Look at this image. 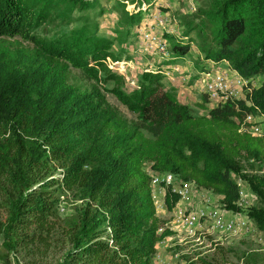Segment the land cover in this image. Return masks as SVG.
Wrapping results in <instances>:
<instances>
[{"label": "trees", "instance_id": "1", "mask_svg": "<svg viewBox=\"0 0 264 264\" xmlns=\"http://www.w3.org/2000/svg\"><path fill=\"white\" fill-rule=\"evenodd\" d=\"M93 1L0 0V258L151 264L165 222L156 215L147 165L222 195L232 212L240 211L233 176L247 179L256 202L246 216L264 232V188L242 174L243 162L264 164V138L239 132L246 115H264V0H204L182 18L184 34L173 38L166 64L195 45L202 54L198 72L224 62L256 83L244 98L205 115L193 114L175 88H166L159 65L142 73L136 88H124V75L107 62L129 61L113 53L114 39L84 26L57 40L36 33L55 2L72 13L94 8ZM150 2H115L125 37ZM71 69L88 88L69 85ZM69 198L76 205L62 216L59 205Z\"/></svg>", "mask_w": 264, "mask_h": 264}, {"label": "rangeland", "instance_id": "2", "mask_svg": "<svg viewBox=\"0 0 264 264\" xmlns=\"http://www.w3.org/2000/svg\"><path fill=\"white\" fill-rule=\"evenodd\" d=\"M116 1L94 0V8L84 12L74 11L72 13L69 12L66 5L55 2L48 10L47 22L36 33L47 40H57L61 36L68 34L71 30L84 26L95 31L98 36L114 39L112 47L113 53L118 57L129 56V61H124L125 69H123L120 61L116 65L108 62L109 66L113 68V71L124 75L125 78L129 76L131 80L136 82L142 73L148 70H155L160 64L158 58L141 44L138 32L139 28L144 27L146 23L149 26L156 27L158 25L161 29L160 33L162 37L168 41L170 46L174 39H180L184 34L182 18L195 12L204 0H151L147 8L146 6L142 7L140 26L133 28L129 38L124 36L125 28L119 26V14L113 10ZM131 9L132 6L130 4L126 5V11L128 10V13ZM156 14L160 15V17L154 20L153 16ZM118 31L123 33L119 37L120 39L115 41L118 38L117 36H120ZM192 37L193 39L196 38L194 36ZM200 62H202V54L199 53L195 45H191L189 55L184 57L179 64L183 67V70L188 71L196 69L200 65ZM211 67L212 63L207 64L206 70ZM225 67L224 64H219L220 69H224ZM183 76H187L189 79L190 74H184ZM260 80H262V77H260ZM68 83L72 87L81 90H85L89 86V83L84 79L82 74L75 69H71ZM112 87L113 85L109 83L106 88L110 89ZM200 87V84H196L195 89H193L197 98L200 97V94L202 95V93L197 91ZM124 88L133 89L127 82ZM185 91L187 89H183V92ZM104 94L108 102L116 107L125 117L128 119L133 118V115L112 94L108 92H104ZM212 104L211 102H207L209 108L212 107ZM198 106L192 105L190 107L193 114H207L199 109ZM243 164L244 170L242 174L246 178L252 179L258 186L264 188V164L258 163L251 165L245 162ZM145 170L152 174L157 173L151 169V165H147ZM233 179L237 187L245 191L249 206L251 207L256 202V196L251 191L247 179L241 176H233ZM153 197L156 215L165 223L170 222V210L172 208L170 191L164 189V193L158 194L155 192ZM213 198L217 204L224 208V197L222 195L213 192ZM74 205H76L75 201L70 198L61 202L59 205L61 215L70 214ZM247 210H240L238 214L246 216ZM227 215L230 216L229 213ZM201 242V244L189 242L184 239V236L177 228L171 230L168 227L160 236V241L156 246V254L151 264H190L202 259L211 264H264V232L249 219L246 230L229 236L208 237L203 235ZM20 260L21 257L18 256L19 263L23 264ZM0 264H6V262L0 258ZM10 264L17 263L11 259Z\"/></svg>", "mask_w": 264, "mask_h": 264}, {"label": "built area", "instance_id": "3", "mask_svg": "<svg viewBox=\"0 0 264 264\" xmlns=\"http://www.w3.org/2000/svg\"><path fill=\"white\" fill-rule=\"evenodd\" d=\"M159 17L160 15L156 14L153 19H159ZM160 31L158 25L156 27L149 26L148 23L138 30L141 44L158 58L160 73L167 77L169 76V69L165 65L162 66V64L171 56L170 46L168 41L162 37ZM107 62L113 65L119 63L118 61L113 63L109 59ZM120 63L125 69V63ZM222 64L226 66L224 69H220L219 64L212 63V67L200 72L195 80V85L200 84L201 86L200 92L206 96L208 102L213 103L212 108L240 100L244 98L246 92L254 87L256 88L255 82L241 78L236 72L229 69L226 63L223 62ZM125 80L131 87H137L136 82L131 80L129 76ZM239 132L248 134L251 137L264 138V115H246L239 124ZM150 175L152 195L155 192L158 194L164 193V189H166L170 191L172 201L170 222H166L158 230L159 236L168 227L171 230L177 228L185 240L201 244L203 235L208 237L229 236L246 230L248 217L239 215V212L222 208L213 198L212 190L198 187L190 181H183L180 177L171 173H150ZM173 197H176V201H173ZM237 206L240 210L250 207L245 191L240 188H238Z\"/></svg>", "mask_w": 264, "mask_h": 264}, {"label": "crops", "instance_id": "4", "mask_svg": "<svg viewBox=\"0 0 264 264\" xmlns=\"http://www.w3.org/2000/svg\"><path fill=\"white\" fill-rule=\"evenodd\" d=\"M184 59V58H183ZM181 59V61L183 60ZM181 61H176L171 64H162V66H166L169 72V76H164V85L166 88H175L177 90V97L178 100L191 107L192 105H199V109H201L203 112H208L209 108L207 103H203L200 97L197 98L196 94L193 92L196 87L195 80L200 72H198L196 69L194 70H183V67L179 64ZM209 64V63H207ZM184 74H190L189 79L187 76H183ZM169 84V85H168ZM187 84V85H186ZM183 89H187V91L183 92ZM192 89V90H191ZM200 92L199 90H197ZM196 92V90H195ZM201 93V92H200ZM199 93V94H200ZM201 95V94H200ZM204 95V94H203ZM205 96V95H204ZM183 99V100H182ZM200 115V114H199ZM205 115V114H201Z\"/></svg>", "mask_w": 264, "mask_h": 264}]
</instances>
